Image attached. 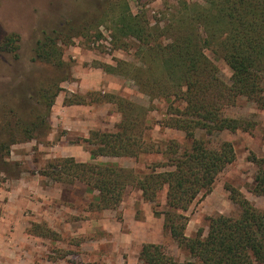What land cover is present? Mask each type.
Returning <instances> with one entry per match:
<instances>
[{"label":"trees","instance_id":"obj_1","mask_svg":"<svg viewBox=\"0 0 264 264\" xmlns=\"http://www.w3.org/2000/svg\"><path fill=\"white\" fill-rule=\"evenodd\" d=\"M83 1L91 16L102 13L99 22L110 28L116 47L128 48V40L137 42L135 62L119 61L102 69L134 82L151 101L166 102L167 119L160 126L183 132L188 144L171 140L156 145L148 122L151 109L142 105L115 95L93 94L96 97L91 101L72 95L66 97L65 106L107 102L115 106L121 121L115 131H92L84 139L91 162L56 158L41 175L58 184L81 183L89 194L96 193L91 212L118 210L126 192L137 188L144 201L153 205L154 216L163 218L164 230L189 256L182 263L162 246L146 244L140 253L143 264H264V212L235 188L228 187V191L239 207L237 216L208 217L206 227L194 237L186 234L192 205L212 193L219 175L237 159L232 142L213 138L224 132L254 130L251 122L230 117L229 109L244 98L264 110V0L181 1L164 13L163 26L152 24L145 12L134 14L127 0ZM83 19L71 16L62 26L52 20V26L43 28L31 47L30 61L64 67L61 45H70L78 36L77 25L90 21ZM19 43L20 36L13 34L0 44L18 63L23 59ZM207 50L230 68V85L221 79ZM29 82L26 77L9 97L14 104L13 120L0 128L1 157L10 154L12 145L50 131L49 116L61 89L57 86L50 96L48 84H41L31 95L26 93ZM198 131L204 134L198 137ZM152 154L163 161L148 166L141 175L118 164L98 162L100 158L138 160ZM249 159L257 167L252 192L264 197V157L252 154ZM164 193L165 204L159 210ZM27 232L52 242L60 239L45 224H33Z\"/></svg>","mask_w":264,"mask_h":264},{"label":"rangeland","instance_id":"obj_2","mask_svg":"<svg viewBox=\"0 0 264 264\" xmlns=\"http://www.w3.org/2000/svg\"><path fill=\"white\" fill-rule=\"evenodd\" d=\"M181 1L204 3V0H127L134 14L145 12L152 24L159 23L160 26L164 25V13L168 12V8ZM87 9L83 0H0V44L7 36L19 35L23 56L22 62H15L12 55L3 52L0 47V128L13 120L14 104L9 97L27 77L30 82L26 93L31 95H35L41 84H48L45 86H48L50 96L59 87L61 92L58 96L61 98L77 95L91 101L96 97L93 94L115 95L142 105L151 109L148 122L156 145L164 146L171 140L188 144L183 132L160 126L167 119L166 102L151 101L138 91L134 82L102 69V66L116 65L119 61L135 62L137 42L128 40V48L116 47L110 28L99 22L102 13L93 17ZM71 16L90 21L77 25L80 27L75 31L78 36L70 45H61L64 67L32 63L28 56H31L30 49L39 39L41 30L52 26L54 19L62 26ZM206 53L218 67L221 79L230 85V68L212 50ZM85 78L88 82H95L96 90L78 93ZM69 87L76 93H70ZM56 99L49 116L50 131L43 130L42 135L30 142L12 145L8 156H0L3 160L0 162V264H143L140 253L146 244L162 246L178 261H188L187 252L180 249L164 230L163 218L154 216L153 205L144 201L137 188L126 192L118 210L91 212L90 202L96 193L89 194L81 183L68 186L54 183L41 175L46 165L56 158H69L73 153L81 156L85 152L87 155L90 153V147L84 143L87 138L67 131L58 123L61 122L63 108L56 104ZM85 106L96 107L90 113L92 131L116 130L121 115L115 106L107 102ZM106 106L109 109L107 113ZM227 114L251 122L254 130L224 132L213 138L232 142L237 159L219 175L212 193L200 197L192 205L187 213L190 218L186 231L188 237H194L200 228H205L208 217L239 214V207L230 199L228 187L242 192L258 210L264 212V197L252 192L257 167L249 159L252 154L264 157V110L241 98ZM203 134V131H198L197 136ZM161 161L162 157L155 154L138 160H98L134 169L139 175L146 172L148 166ZM164 195L160 197L159 210L165 204ZM33 224L47 225L60 236L59 241L52 242L28 234L27 230Z\"/></svg>","mask_w":264,"mask_h":264},{"label":"crops","instance_id":"obj_3","mask_svg":"<svg viewBox=\"0 0 264 264\" xmlns=\"http://www.w3.org/2000/svg\"><path fill=\"white\" fill-rule=\"evenodd\" d=\"M86 79V78H85ZM95 82H88L87 79L83 80L80 83L79 92L81 94H86L90 91L96 90ZM70 93H76L72 87L67 88ZM64 97V96H63ZM66 98V97H65ZM65 98H61L60 96L56 99V104L60 105L63 108V115L60 118L61 122H58L65 126V129L69 132L77 133L78 135H82L84 138H88L89 134L93 129L92 116L90 113L95 110V106H85V105H74V106H64ZM108 107H105V112H108ZM88 111V112H87ZM75 157L77 161L87 163L91 159V154L88 152L84 153V155H79L77 153H73L71 155ZM69 156V157H71ZM65 157V156H62ZM101 227V224H99Z\"/></svg>","mask_w":264,"mask_h":264}]
</instances>
